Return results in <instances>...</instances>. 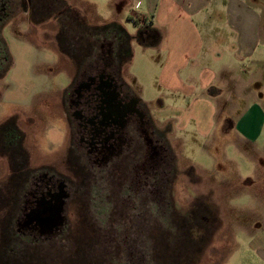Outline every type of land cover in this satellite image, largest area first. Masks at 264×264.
Returning <instances> with one entry per match:
<instances>
[{"label": "rangeland", "instance_id": "obj_1", "mask_svg": "<svg viewBox=\"0 0 264 264\" xmlns=\"http://www.w3.org/2000/svg\"><path fill=\"white\" fill-rule=\"evenodd\" d=\"M81 1L66 0L87 24L68 18L67 3L60 0H42L37 15L42 23L33 24L24 11L27 0H18L1 32L0 264H264V66L252 58L240 62L247 71L240 70L244 79L257 71L242 101L228 96L234 79L225 74L222 95L214 87L204 95L220 96L212 118L198 120L197 110L163 117L159 111L171 107L156 81L164 56L154 46L133 41L132 60L118 76L145 102L174 162L168 181L162 182V197L140 196L138 187L126 195L123 178L102 179L74 149L67 100L83 66L100 61L97 56L111 45L121 68L125 40L119 45L109 30L95 26L118 19L128 33L138 35L142 28L128 10L113 16L110 7ZM260 4L264 16V0ZM62 27L75 59L58 49ZM261 46L258 58H264ZM91 47L92 57L85 52ZM233 102L240 111L229 110ZM256 104L261 119L252 110ZM248 108L260 119V128L246 132L241 127L242 132L238 116ZM43 174L67 183L72 192L64 208L65 227L50 236L18 230L30 191L46 190L35 180ZM131 256L138 259L130 262Z\"/></svg>", "mask_w": 264, "mask_h": 264}, {"label": "flooded vegetation", "instance_id": "obj_2", "mask_svg": "<svg viewBox=\"0 0 264 264\" xmlns=\"http://www.w3.org/2000/svg\"><path fill=\"white\" fill-rule=\"evenodd\" d=\"M27 2L24 11L29 14L30 0ZM17 7L18 0H0V43L6 20ZM97 57L100 61H89L83 66L69 92L67 116L73 147L102 179L123 178L126 195L138 187L140 196L162 197V182L172 174L174 160L167 139L146 106L118 76L121 69L118 70L112 45L107 53L102 51ZM35 180L39 181L37 186H45L46 190L43 194L40 188L30 191L25 207L28 211L18 221V230L50 236L65 227L63 213L72 192L67 183L55 176L43 174ZM41 208L44 223L36 218ZM122 243L124 247L128 244L125 239ZM136 259L138 256H131L128 261Z\"/></svg>", "mask_w": 264, "mask_h": 264}, {"label": "crops", "instance_id": "obj_3", "mask_svg": "<svg viewBox=\"0 0 264 264\" xmlns=\"http://www.w3.org/2000/svg\"><path fill=\"white\" fill-rule=\"evenodd\" d=\"M77 1L82 5L81 0ZM92 1L98 8L110 7V14L113 16L128 10V16L132 20L139 15L152 22L153 25L149 28L140 27L146 41L156 43L158 40L154 46L155 51L164 56V61L157 63L161 71L156 81L160 91L165 92L168 97L166 103L171 107L159 111L163 117L171 115L169 118H178L181 114L191 115L197 110L198 120L212 118L216 111L215 101L220 96L206 98L204 95L211 94L212 87L216 89V94L222 95L221 89L228 83L225 74H229L234 79V85L233 88L230 87L228 96H237L242 101L246 90L256 81L257 71L254 72L252 68L253 73H248L250 78L244 79L240 75V62L245 58H252L256 65L264 66V58L256 57L259 44L264 48L261 0ZM223 48H227L228 52L224 56ZM241 71L247 73L246 68ZM198 91L203 96H197ZM134 95L145 104L142 98ZM161 104L163 106L165 102L161 100ZM255 108L261 119L262 110L258 104L252 110ZM240 109V104L233 102L229 110L236 113ZM252 110L244 109L238 116L240 130L241 127H245L246 132L260 128V119ZM243 121L246 125H241ZM173 126L175 125L172 123ZM182 129L186 130V127Z\"/></svg>", "mask_w": 264, "mask_h": 264}, {"label": "trees", "instance_id": "obj_4", "mask_svg": "<svg viewBox=\"0 0 264 264\" xmlns=\"http://www.w3.org/2000/svg\"><path fill=\"white\" fill-rule=\"evenodd\" d=\"M60 1L62 3H67L66 0H60ZM41 9H42V0H30L29 19H30V22L31 23H33V24H40V23H42V20L39 21L37 19V15H38V13H39V11ZM64 9H65L64 13H68L69 14L68 18L74 20L78 24H81V23L82 24H87V23H84V22H86V20L80 15L81 12L78 11L77 9H75V8H72V6L70 4L67 3L64 6ZM61 22H62V20H61ZM151 26H146V27H143V28H149ZM95 27L109 30L110 33H111L110 35L112 36L111 39L114 40V41H116V43H118L119 45H122L123 44L122 43L123 40H125L126 47L121 52L122 54H119L120 55V62H121L120 63V67L121 68L120 69H122L124 66H126L132 60V57H133L132 42L134 40H136L137 42H139L142 45L147 46V47H149V46H155L158 43V40H157L156 43H152V42L146 41L145 36L142 34V31H140V33L138 35L132 36L117 21H111V22H107V23H104V24H99V25H97ZM63 34H64V36H63ZM64 38H66V40H64ZM105 38H108V36H106V34H105ZM67 40H69V38H67V34L64 33L63 27H62L61 28V32L57 35L58 49L60 50V52L62 53V55H65V56H68V57H71V58H74L75 59L76 56H74L73 54L71 55V52L72 51L70 52V50L68 49V47H66ZM72 45H74L73 42H72ZM71 48L72 47H70V49ZM86 51L87 52L90 51V53H89V56L90 57L93 56V53H92L93 49H92V47L91 48H86L85 52ZM89 56H88V53H87V54L84 55V58L83 59L89 58ZM74 61H76V60H74ZM78 62H79V60H78ZM78 62L76 61V64Z\"/></svg>", "mask_w": 264, "mask_h": 264}, {"label": "built area", "instance_id": "obj_5", "mask_svg": "<svg viewBox=\"0 0 264 264\" xmlns=\"http://www.w3.org/2000/svg\"><path fill=\"white\" fill-rule=\"evenodd\" d=\"M135 20L141 27L151 26L152 22L144 16L137 15Z\"/></svg>", "mask_w": 264, "mask_h": 264}, {"label": "water", "instance_id": "obj_6", "mask_svg": "<svg viewBox=\"0 0 264 264\" xmlns=\"http://www.w3.org/2000/svg\"><path fill=\"white\" fill-rule=\"evenodd\" d=\"M137 100L138 101H140V99L139 98H137ZM43 211V209L41 208L40 209V212H36V218H38L40 221H42V223H44L45 221H44V219H45V215H44V212H42Z\"/></svg>", "mask_w": 264, "mask_h": 264}]
</instances>
